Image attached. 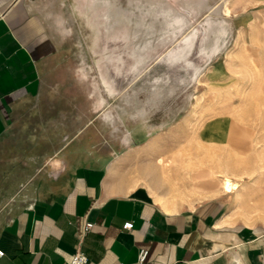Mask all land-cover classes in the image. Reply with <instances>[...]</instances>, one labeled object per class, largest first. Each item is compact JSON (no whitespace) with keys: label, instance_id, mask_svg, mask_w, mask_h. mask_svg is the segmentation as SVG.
I'll return each mask as SVG.
<instances>
[{"label":"rangeland","instance_id":"rangeland-1","mask_svg":"<svg viewBox=\"0 0 264 264\" xmlns=\"http://www.w3.org/2000/svg\"><path fill=\"white\" fill-rule=\"evenodd\" d=\"M47 3L58 67L0 141L11 202L25 172L33 178L91 125L112 144L126 190L175 207L217 198L235 221L263 227L264 0Z\"/></svg>","mask_w":264,"mask_h":264},{"label":"crops","instance_id":"crops-1","mask_svg":"<svg viewBox=\"0 0 264 264\" xmlns=\"http://www.w3.org/2000/svg\"><path fill=\"white\" fill-rule=\"evenodd\" d=\"M47 5L0 0V141L58 67L60 28ZM73 133L33 178L24 170L21 200L4 192L10 184L0 189V264H68L79 248L96 264H264V226L235 221L217 198L175 207L126 190L109 140L91 125Z\"/></svg>","mask_w":264,"mask_h":264},{"label":"built area","instance_id":"built-area-1","mask_svg":"<svg viewBox=\"0 0 264 264\" xmlns=\"http://www.w3.org/2000/svg\"><path fill=\"white\" fill-rule=\"evenodd\" d=\"M133 225L134 224L132 221H127L124 223L123 228L131 229ZM92 226L93 223H86L84 226V233H87ZM3 254L4 251L0 248V256H2ZM148 254V249H141L138 256L139 261L144 262L147 259ZM68 264H96V262L92 260L82 249L79 248Z\"/></svg>","mask_w":264,"mask_h":264},{"label":"bare ground","instance_id":"bare-ground-1","mask_svg":"<svg viewBox=\"0 0 264 264\" xmlns=\"http://www.w3.org/2000/svg\"><path fill=\"white\" fill-rule=\"evenodd\" d=\"M151 174H152V177L154 175V171H151ZM155 178H153L154 180ZM155 182V181H154ZM234 187V183L231 181V179L227 176L224 177V180H223V189L226 191V192H230Z\"/></svg>","mask_w":264,"mask_h":264}]
</instances>
